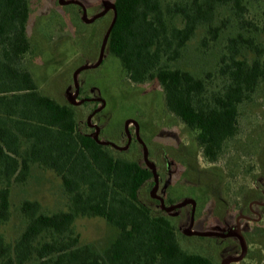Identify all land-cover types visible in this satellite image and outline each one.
<instances>
[{
    "label": "trees",
    "instance_id": "16d2710c",
    "mask_svg": "<svg viewBox=\"0 0 264 264\" xmlns=\"http://www.w3.org/2000/svg\"><path fill=\"white\" fill-rule=\"evenodd\" d=\"M250 1L264 2L112 1L108 52L132 83L160 84L166 108L195 133L209 163L238 135L240 107L264 87V26L249 17ZM30 13L29 0H0V225L11 216V187L25 183L34 165L59 177L67 208L44 213L37 200H22L25 225L13 241L0 234V264H213L185 251L170 219L153 215L139 199L152 170L81 131L74 106L39 89L24 64ZM200 27L201 46L231 30L213 86L209 73L201 77L169 65ZM78 217L103 218L117 228L114 239L101 251L82 244L74 228Z\"/></svg>",
    "mask_w": 264,
    "mask_h": 264
},
{
    "label": "rangeland",
    "instance_id": "374dc122",
    "mask_svg": "<svg viewBox=\"0 0 264 264\" xmlns=\"http://www.w3.org/2000/svg\"><path fill=\"white\" fill-rule=\"evenodd\" d=\"M29 1L27 33L31 50L24 64L39 89L59 102L73 105L79 129L93 136L98 133L99 139L121 147L110 145L115 155L155 168L157 187L151 178L140 188L139 199L153 215L163 214L170 219L185 251L221 264L225 258L239 256L242 244L236 237L186 234L192 204L167 211L153 192L169 208L194 200V231L236 232L239 223L247 252L243 259L231 264H264V204H260L264 203V87L240 107L238 135L227 143L217 162L209 163L202 157L195 133L166 108L156 80L132 83L119 60L108 52L107 42L102 60L96 64L113 10L109 8L96 20L86 22L83 6L91 18L113 0ZM248 7L249 17L254 16L264 26V2L250 1ZM230 31H223L217 41L201 46L205 28L200 27L182 57L169 65L201 77L209 73V82L216 85L218 59ZM93 64L96 65L80 69ZM24 199L37 200L44 213L67 208L59 177L34 165L25 183L11 187V216L0 225V234L8 241H13L25 225L18 209ZM241 215L245 217L238 221ZM74 228L82 244L99 251L117 233V228L101 217H78Z\"/></svg>",
    "mask_w": 264,
    "mask_h": 264
},
{
    "label": "water",
    "instance_id": "95a60500",
    "mask_svg": "<svg viewBox=\"0 0 264 264\" xmlns=\"http://www.w3.org/2000/svg\"><path fill=\"white\" fill-rule=\"evenodd\" d=\"M61 2L65 3V2H68V0H61ZM79 5L82 6L81 3H79ZM109 8H111L114 11V15H113L112 21H111V23H110V25H109V27H108V29L106 31L104 40H103L101 48H100V56H99V59L96 62V64H99L100 61L102 60L105 44H106V42L108 40L110 31H111V29L113 27V24L115 22V19H116L115 4L114 3H110L107 7H105L101 11L97 12L96 14H94L91 18H89L87 16L85 8L83 6V10H84L83 11V17H84V20L86 22H91L94 19L102 16ZM96 64L85 65V66L81 67L80 69L90 68V67L95 66ZM126 130H127L128 136L130 138V133H129V130L127 129V127H126ZM137 132H138V125H137ZM94 139L98 143H101V144H104V145H111V146H114L116 148L122 149L121 147H119L117 145H114V143H112L110 141H104V140L99 139L98 133L96 135H94ZM137 139L140 140L139 136H138V133H137ZM142 145L144 147L145 153H147L146 145L144 143H142ZM145 160H147V157L145 158ZM150 169L152 170L153 175H154L155 187H157L158 180H157L156 170H155L154 167H151V166H150ZM153 196L160 200L161 206L163 207V209H165L167 211H170V209H175L177 207H181V206L186 205L188 203L192 204L191 220H190L189 226L185 230L186 234H195V235H199V236H213V235H216V236H224V237H231V236L237 237L241 241V244H242V252H241V254L239 256L235 257V258H225L222 261V264H231L233 262H238V261H240L241 259H243L245 257L246 252H247V243H246L245 239L243 238V236L239 233V231H237V232H219V231H194L193 230L194 210H195V201L194 200L190 199V200H187V201H182V202H179V203H177V204H175V205H173L172 207L169 208V207L164 205L163 199L160 198L158 195H156L155 192H153Z\"/></svg>",
    "mask_w": 264,
    "mask_h": 264
},
{
    "label": "flooded vegetation",
    "instance_id": "af4514ba",
    "mask_svg": "<svg viewBox=\"0 0 264 264\" xmlns=\"http://www.w3.org/2000/svg\"><path fill=\"white\" fill-rule=\"evenodd\" d=\"M97 19V18H96ZM96 19H94V20H96ZM263 205V204H262ZM250 210L251 211H253V212H255L252 208H250ZM245 216H243V215H241V218L239 217V219H238V221L240 220V219H242V218H244ZM252 219V218H251ZM190 220H191V215H190ZM238 225H239V223H237V227H236V230L237 231H239V227H238ZM236 231V232H237ZM222 237H224V236H222ZM231 237H234V236H231ZM237 238V237H236ZM239 262V261H238ZM221 264H222V262H221Z\"/></svg>",
    "mask_w": 264,
    "mask_h": 264
},
{
    "label": "built area",
    "instance_id": "2783aa9c",
    "mask_svg": "<svg viewBox=\"0 0 264 264\" xmlns=\"http://www.w3.org/2000/svg\"><path fill=\"white\" fill-rule=\"evenodd\" d=\"M260 204H264V203H260ZM239 219V218H238Z\"/></svg>",
    "mask_w": 264,
    "mask_h": 264
}]
</instances>
